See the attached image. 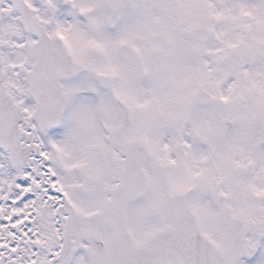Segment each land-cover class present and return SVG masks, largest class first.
I'll use <instances>...</instances> for the list:
<instances>
[{
	"label": "snow or ice",
	"instance_id": "obj_1",
	"mask_svg": "<svg viewBox=\"0 0 264 264\" xmlns=\"http://www.w3.org/2000/svg\"><path fill=\"white\" fill-rule=\"evenodd\" d=\"M0 264H264V0H0Z\"/></svg>",
	"mask_w": 264,
	"mask_h": 264
}]
</instances>
